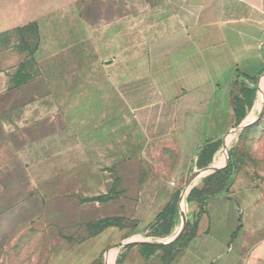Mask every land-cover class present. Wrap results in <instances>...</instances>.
<instances>
[{"label": "crops", "instance_id": "obj_1", "mask_svg": "<svg viewBox=\"0 0 264 264\" xmlns=\"http://www.w3.org/2000/svg\"><path fill=\"white\" fill-rule=\"evenodd\" d=\"M263 92L264 0H0V264H248L190 196Z\"/></svg>", "mask_w": 264, "mask_h": 264}, {"label": "rangeland", "instance_id": "obj_2", "mask_svg": "<svg viewBox=\"0 0 264 264\" xmlns=\"http://www.w3.org/2000/svg\"><path fill=\"white\" fill-rule=\"evenodd\" d=\"M247 112L253 113L239 129H233V135L228 136L224 142L222 156L218 166V172L222 171L223 191L226 183L232 181L228 189L232 202L242 210L241 227L235 223L233 228L220 224H214L213 235L219 240H227L232 246V254L242 256L248 264H264V92L259 96V104H246ZM244 111L245 107L243 108ZM218 191V190H217ZM203 211V206H198ZM191 217L198 216L197 210ZM184 206L181 205V211ZM221 221L226 219L219 213ZM148 238L140 236L129 240L123 245L119 252L118 246L112 250L114 257L109 263L108 254L103 253L94 264H119L125 250H132L135 247H144L143 258L167 259L165 249L156 253L152 251ZM167 242V241H166ZM176 242V241H175ZM173 244L170 242L166 245ZM118 250V251H117ZM165 261V260H164Z\"/></svg>", "mask_w": 264, "mask_h": 264}, {"label": "trees", "instance_id": "obj_3", "mask_svg": "<svg viewBox=\"0 0 264 264\" xmlns=\"http://www.w3.org/2000/svg\"><path fill=\"white\" fill-rule=\"evenodd\" d=\"M244 106L248 107V105H246V104H240V108L241 109L244 108ZM223 186L224 185H222V171H221V172H218V173L214 174L211 179H208V181L206 182V186L203 189H201V190H193L191 192L190 200H195V199L196 200L197 199H201L202 200V198L204 196H207L209 194H214V193H217V192L223 190ZM178 240L176 242H173V244H176L178 242ZM173 244H169V245H166V246H160V247L151 245L149 247L165 249L167 246H172Z\"/></svg>", "mask_w": 264, "mask_h": 264}, {"label": "water", "instance_id": "obj_4", "mask_svg": "<svg viewBox=\"0 0 264 264\" xmlns=\"http://www.w3.org/2000/svg\"><path fill=\"white\" fill-rule=\"evenodd\" d=\"M242 126V125H241ZM241 126L237 127L236 129H239ZM180 217H181V223H180V231L179 233L181 232L182 228L184 227V224H185V214L184 212L182 213V211L180 210ZM178 233V235H179ZM178 237V236H177ZM176 237V238H177ZM176 238H172L171 240H168L167 242L163 243V244H168L170 242H172V240L176 239ZM128 241L124 242V243H121L119 244L118 247H122L123 245H125Z\"/></svg>", "mask_w": 264, "mask_h": 264}]
</instances>
